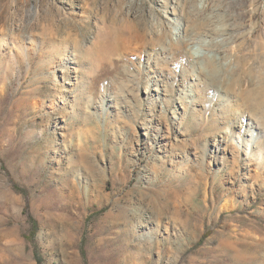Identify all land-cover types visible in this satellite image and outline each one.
Listing matches in <instances>:
<instances>
[{
	"label": "rangeland",
	"instance_id": "1",
	"mask_svg": "<svg viewBox=\"0 0 264 264\" xmlns=\"http://www.w3.org/2000/svg\"><path fill=\"white\" fill-rule=\"evenodd\" d=\"M262 90L264 0H0V264H264Z\"/></svg>",
	"mask_w": 264,
	"mask_h": 264
},
{
	"label": "bare ground",
	"instance_id": "2",
	"mask_svg": "<svg viewBox=\"0 0 264 264\" xmlns=\"http://www.w3.org/2000/svg\"><path fill=\"white\" fill-rule=\"evenodd\" d=\"M193 31V30H192ZM193 35H194V33L193 32H191V31H188V29L187 30H184L183 31V37H185L186 38V42L187 43H189L190 41H191V39H193ZM181 36V37H182ZM262 91H264V90H262ZM255 105L257 106V107H262V102H260V101H255ZM253 136V138H254V143L255 144H257L258 143V135H257V133H255V134H253L252 135ZM252 138V139H253Z\"/></svg>",
	"mask_w": 264,
	"mask_h": 264
}]
</instances>
